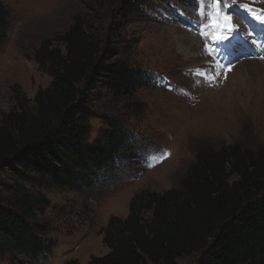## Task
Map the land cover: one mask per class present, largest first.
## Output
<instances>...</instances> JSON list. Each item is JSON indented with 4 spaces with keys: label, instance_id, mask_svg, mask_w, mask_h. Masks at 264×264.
<instances>
[{
    "label": "trees",
    "instance_id": "1",
    "mask_svg": "<svg viewBox=\"0 0 264 264\" xmlns=\"http://www.w3.org/2000/svg\"><path fill=\"white\" fill-rule=\"evenodd\" d=\"M148 2L122 0L119 22L105 29L76 17L36 50L50 86L32 100L16 87L14 108L0 119V258L11 264L52 258L55 243L39 223L50 202L29 188L91 193L135 152L137 135L127 120L144 118L147 106L137 94L150 76L123 59L121 32ZM9 18L0 0V54ZM104 99L121 105L125 116L99 113ZM94 120L106 127L91 141ZM102 235L108 254L87 264H179L194 256L196 264H264L263 151H200L177 188L137 193L128 216L111 217Z\"/></svg>",
    "mask_w": 264,
    "mask_h": 264
},
{
    "label": "rangeland",
    "instance_id": "2",
    "mask_svg": "<svg viewBox=\"0 0 264 264\" xmlns=\"http://www.w3.org/2000/svg\"><path fill=\"white\" fill-rule=\"evenodd\" d=\"M3 1L10 29L0 54V119L14 108L16 87L32 100L50 86L51 76L34 61L42 44L66 32L76 17L104 29L119 22L115 13L122 0ZM198 7L208 11V0H149L124 23L123 59L150 76L137 94L147 106L144 118L127 120L137 135L131 145L135 152L91 193L29 188L50 202L39 223L48 227L47 238L55 247L51 260L40 264L72 259L87 264L93 256L107 255L102 232L110 218L125 219L141 191L163 194L177 188L204 149L236 146L253 155L264 153V22L256 18L264 14V0H230L223 10L236 27L219 42L200 35L207 18L199 21ZM193 35L202 38L201 45L185 44ZM96 108L106 116L126 114L109 99ZM102 127L100 120L92 122L91 141ZM0 264H11L10 258H0Z\"/></svg>",
    "mask_w": 264,
    "mask_h": 264
},
{
    "label": "snow or ice",
    "instance_id": "3",
    "mask_svg": "<svg viewBox=\"0 0 264 264\" xmlns=\"http://www.w3.org/2000/svg\"><path fill=\"white\" fill-rule=\"evenodd\" d=\"M204 0H198V4H203ZM230 0H208V11H205L204 8L198 7V16L199 21L203 22L207 18V23L205 24V30L201 31L200 35L202 37H207L211 35L213 41L219 42L226 40L228 37L225 35V32L231 33L235 29V25L232 22V17L224 12V8L228 7ZM261 22H264V14L256 17ZM208 28L213 29L214 31L209 33ZM206 49L208 45L205 46ZM264 59V56L260 57ZM232 70L231 63L226 66V71L230 72ZM227 75L225 74V79Z\"/></svg>",
    "mask_w": 264,
    "mask_h": 264
},
{
    "label": "bare ground",
    "instance_id": "4",
    "mask_svg": "<svg viewBox=\"0 0 264 264\" xmlns=\"http://www.w3.org/2000/svg\"><path fill=\"white\" fill-rule=\"evenodd\" d=\"M188 43H189V45H192V44L201 45L202 44V38L201 37H196L195 35L190 36L189 39H187L185 41V44H188Z\"/></svg>",
    "mask_w": 264,
    "mask_h": 264
}]
</instances>
